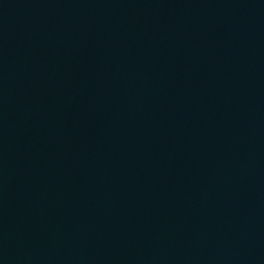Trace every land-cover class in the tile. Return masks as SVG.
Segmentation results:
<instances>
[{
    "label": "water",
    "instance_id": "water-1",
    "mask_svg": "<svg viewBox=\"0 0 264 264\" xmlns=\"http://www.w3.org/2000/svg\"><path fill=\"white\" fill-rule=\"evenodd\" d=\"M0 264H264V0H0Z\"/></svg>",
    "mask_w": 264,
    "mask_h": 264
}]
</instances>
